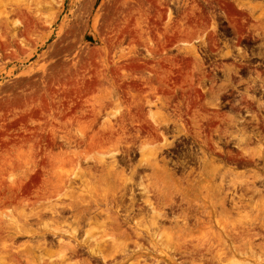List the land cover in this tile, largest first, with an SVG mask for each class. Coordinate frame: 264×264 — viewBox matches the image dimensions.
I'll use <instances>...</instances> for the list:
<instances>
[{
  "label": "rangeland",
  "instance_id": "374dc122",
  "mask_svg": "<svg viewBox=\"0 0 264 264\" xmlns=\"http://www.w3.org/2000/svg\"><path fill=\"white\" fill-rule=\"evenodd\" d=\"M0 264H264V0H0Z\"/></svg>",
  "mask_w": 264,
  "mask_h": 264
},
{
  "label": "crops",
  "instance_id": "0c3cea01",
  "mask_svg": "<svg viewBox=\"0 0 264 264\" xmlns=\"http://www.w3.org/2000/svg\"><path fill=\"white\" fill-rule=\"evenodd\" d=\"M101 61H105V60H109L108 57H110V55H101ZM119 57H121L122 59H124V55L121 54L119 55ZM121 58H119V60H121ZM134 62H129L127 64H122L119 67L120 72L121 71H125V72H131V73H138L139 75V81L141 83L144 82V85H149L150 83H153L152 85H155L154 87L157 86H162L165 83V79L162 78H155L154 79V73H158L157 76L158 77H163L164 75H162L163 71L169 72V68H164V65L158 64L156 63V65H152L149 68L147 67H143L142 64L140 63V61H143L144 59H149V58H145L144 56H137L136 58L134 57ZM151 61L153 60H181L182 62H184V64H182L181 66L184 67L185 71H186V60H192V61H199L198 56L195 53L192 54H186V53H173V54H166V55H161L159 56V58L157 59V56H154V58L151 57V59H149ZM166 67V66H165ZM165 74V72H163ZM119 74H115V77L118 76ZM125 75V74H124ZM95 76H99V74L95 75ZM119 78L122 80V78H124L122 76H119ZM112 79V78H110ZM109 79L108 76H104V75H100L99 78L95 79L94 81H92L91 79L89 80L88 84V96H90V98L93 100V102L98 103V107H99V111L100 112H92L93 117H96L97 115H100L101 113L107 111L109 108H114L117 109V111L119 110V99H120V95H118V92L116 91V89H111L112 91L108 92L107 88L108 86L111 84L113 86H115L116 82H119L116 79H112L113 81H111ZM154 79V80H153ZM87 84V83H86ZM156 89V91H159L160 88H153ZM135 90V89H134ZM155 91V90H154ZM157 105L154 107V109H151L148 114H151V116H153V118H151L150 116V121L151 123L149 124V129H148V134L145 135H140V139L142 140H149V141H156V142H161L165 137L170 136L172 137L173 134V127L169 126L171 125V119L168 118L165 114V111H163L165 108L168 107V103L167 101H161V102H157V101H152V100H148V102H140L139 106L140 107H145V106H151V105ZM119 107V108H118ZM152 107V106H151ZM188 120H190V118L188 117ZM92 124V121L89 123ZM104 124V122L101 123V125ZM105 135V133L102 132H92V133H86V137H94V138H98V137H103ZM106 135H108V133H106ZM105 135V136H106ZM162 148L161 147H153L151 149H148L147 152H157L160 151ZM161 176V175H159Z\"/></svg>",
  "mask_w": 264,
  "mask_h": 264
}]
</instances>
